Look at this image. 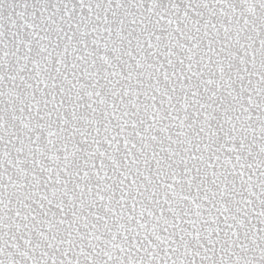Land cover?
<instances>
[{"label": "snow or ice", "instance_id": "1", "mask_svg": "<svg viewBox=\"0 0 264 264\" xmlns=\"http://www.w3.org/2000/svg\"><path fill=\"white\" fill-rule=\"evenodd\" d=\"M0 264H264V0H0Z\"/></svg>", "mask_w": 264, "mask_h": 264}]
</instances>
